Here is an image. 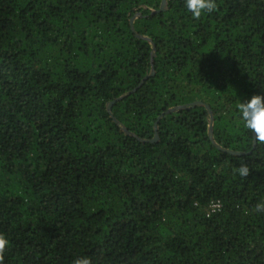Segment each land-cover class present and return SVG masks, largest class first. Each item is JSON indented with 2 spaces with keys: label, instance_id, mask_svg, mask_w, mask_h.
I'll return each instance as SVG.
<instances>
[{
  "label": "trees",
  "instance_id": "16d2710c",
  "mask_svg": "<svg viewBox=\"0 0 264 264\" xmlns=\"http://www.w3.org/2000/svg\"><path fill=\"white\" fill-rule=\"evenodd\" d=\"M216 2L0 0L4 264H264V0Z\"/></svg>",
  "mask_w": 264,
  "mask_h": 264
},
{
  "label": "clouds",
  "instance_id": "9594fccd",
  "mask_svg": "<svg viewBox=\"0 0 264 264\" xmlns=\"http://www.w3.org/2000/svg\"><path fill=\"white\" fill-rule=\"evenodd\" d=\"M185 7L192 14L194 19H200L205 13H212L218 9L216 0H185ZM239 111L243 127L254 134L255 141L264 145V96L253 95L250 100L239 101L236 104ZM233 173L242 178L250 175L247 164H241L238 168H233ZM220 204L215 205L219 209ZM254 211L264 212V199L254 206ZM9 247V240L3 233H0V264H4V254ZM73 264H91L87 257H78Z\"/></svg>",
  "mask_w": 264,
  "mask_h": 264
},
{
  "label": "water",
  "instance_id": "95a60500",
  "mask_svg": "<svg viewBox=\"0 0 264 264\" xmlns=\"http://www.w3.org/2000/svg\"><path fill=\"white\" fill-rule=\"evenodd\" d=\"M165 5H166L165 0H162V7L164 8ZM131 21H132V20H131ZM130 26H131V29H132V31H133V28H132L131 22H130ZM152 74H153V72H151L150 75H152ZM146 78H147V77H146ZM146 78L144 79V81L146 80ZM142 83H143V81H142L140 84H142ZM119 99H120V98H119ZM119 99H117V100H119ZM112 104H113V102L108 103L107 109H108L109 111H110V107L112 106ZM194 105H201V103L197 102V103H195ZM208 111H209V110H208ZM209 112H210V111H209ZM160 118H161V117H159V118L157 119V121L155 122V124H154V130H155V131H157V123H158V121H159ZM208 136H209L210 141L214 144L213 139H212V118H210L209 129H208ZM156 140H157V136H155L154 139H153L151 142H155ZM219 149H220L221 151L231 153V152H229V151H225L224 149H221V148H219ZM231 154H233V153H231ZM234 154H235V153H234Z\"/></svg>",
  "mask_w": 264,
  "mask_h": 264
},
{
  "label": "built area",
  "instance_id": "2783aa9c",
  "mask_svg": "<svg viewBox=\"0 0 264 264\" xmlns=\"http://www.w3.org/2000/svg\"><path fill=\"white\" fill-rule=\"evenodd\" d=\"M217 203H212L210 206H209V210H210V212H212V211H214V210H218V209H216L215 208V205H216Z\"/></svg>",
  "mask_w": 264,
  "mask_h": 264
},
{
  "label": "rangeland",
  "instance_id": "374dc122",
  "mask_svg": "<svg viewBox=\"0 0 264 264\" xmlns=\"http://www.w3.org/2000/svg\"><path fill=\"white\" fill-rule=\"evenodd\" d=\"M132 20V19H131ZM131 20H130V22H131Z\"/></svg>",
  "mask_w": 264,
  "mask_h": 264
}]
</instances>
